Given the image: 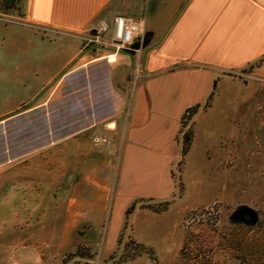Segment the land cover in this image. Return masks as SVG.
Wrapping results in <instances>:
<instances>
[{
    "label": "rangeland",
    "instance_id": "1",
    "mask_svg": "<svg viewBox=\"0 0 264 264\" xmlns=\"http://www.w3.org/2000/svg\"><path fill=\"white\" fill-rule=\"evenodd\" d=\"M178 1L182 0H110L105 9L114 10L115 15L130 18L144 28L142 55L147 29L160 30L159 23L166 22L168 15L177 10ZM26 3L27 0H22L7 13L0 12V118L6 115V110L12 114L33 102L26 112L9 117L0 125V163L6 150L10 156H22L39 148L44 149L43 155L48 161L49 152L45 147L50 141L65 137L57 139L53 131L37 129L32 122V111L57 88L48 105L41 107L49 108L58 97L67 73L77 71V64L96 59L107 64L108 89L120 76H132L137 72L136 68L130 69L124 52H130L129 48L138 41L125 45L118 43L106 23L107 29L100 30L95 24L101 14L85 30L70 33L28 21ZM62 38L77 41L80 46L77 58L32 99L15 109L66 58L67 53L60 50L65 46ZM111 54L117 59L112 64L109 60ZM140 63L141 58L138 65ZM93 67L89 66L88 70L91 72ZM241 73L252 74L251 68ZM94 75L95 71L91 76ZM230 76L209 119L198 121L200 136L195 150L200 153L202 146L208 144V150L214 151V155L209 160L202 156L187 160L182 175L185 189L181 193L177 180H174L176 189H171L161 201L155 198L152 201L131 192L114 202L111 194L105 202L107 209L102 224L94 227L88 222V226H80L73 235L80 243L88 241L90 246H76L72 251L59 253L57 239L65 232L66 204L68 197L74 194L64 185V181L70 180L71 171L66 174L65 167L61 171L57 169V177L52 179L47 161L27 155L19 163L0 166V189H3L0 191V197H3L0 213L9 223L17 217L19 233H23L26 244L45 255L43 264H175L185 231L201 232L208 239L215 240L225 234L231 223L243 221L247 209L264 214V81L236 74ZM113 77L115 80L112 81ZM101 86L99 82L88 85L94 107L102 102L105 92ZM93 116L98 119L96 112ZM222 138L229 154L227 161L218 165L215 151ZM102 140L108 141L106 138ZM38 142L41 146L36 147ZM63 147L59 145L57 148L61 151ZM173 175L176 179L179 177L177 167ZM163 201H168L169 206L161 214L140 208L142 203ZM132 206L133 209L126 213ZM138 245L150 252L137 253ZM223 254V249L215 250L218 259Z\"/></svg>",
    "mask_w": 264,
    "mask_h": 264
},
{
    "label": "crops",
    "instance_id": "2",
    "mask_svg": "<svg viewBox=\"0 0 264 264\" xmlns=\"http://www.w3.org/2000/svg\"><path fill=\"white\" fill-rule=\"evenodd\" d=\"M109 1L27 0L26 18L36 25L75 33L85 30L101 14L95 25L99 28L101 23H106L111 27L116 15L114 10L105 9ZM178 2L177 10L168 15L166 22L159 23L160 30L147 29L140 65L138 56L133 53L135 46L129 48L130 52H124L130 69L138 70L132 76H120L117 83L112 78L113 110L109 119L98 120L93 116L90 126L63 139L50 141L45 147L49 152L48 161L41 148L22 156H10L6 150V156L1 160L0 166H5L19 163L27 155L38 156L48 162L52 179H56L57 169L61 171L65 167L66 174L71 171V178L66 177L64 185L74 194L68 197L66 204L65 232L57 239L59 253L72 251L76 246H90L88 241L80 243L73 235L82 225L90 223L95 227L102 224L107 209L105 202L111 194L114 202L131 192L161 201L171 189H176L172 177L176 167L184 185L182 175L187 160L196 156L209 160L214 155V151L208 150V144L202 146L200 153L195 150L200 136L197 126L199 120L209 119L230 75L251 68L252 74L264 77V0ZM62 40L65 46L60 50L67 53L66 58L15 109L32 99L77 58L80 51L77 41ZM96 60L79 63L76 70L88 69L99 59ZM109 60L110 64L117 61L114 54ZM72 72L75 70L67 74ZM56 91L57 88L39 108L47 106ZM209 97V106L205 108ZM196 105L199 108L190 121L191 145L182 158L179 146L181 117ZM5 113L0 118V125L7 122L11 112L6 110ZM223 139L215 151L218 165L226 162L229 154ZM59 145L64 146L61 151L57 148ZM2 199L0 197V206ZM15 218L9 223L0 213V264H26V261L27 264H43L45 255L26 244Z\"/></svg>",
    "mask_w": 264,
    "mask_h": 264
},
{
    "label": "trees",
    "instance_id": "3",
    "mask_svg": "<svg viewBox=\"0 0 264 264\" xmlns=\"http://www.w3.org/2000/svg\"><path fill=\"white\" fill-rule=\"evenodd\" d=\"M21 2L22 0H0V12L5 14ZM93 66L92 69L94 70L91 72L88 69H80L68 74L59 90L58 97L50 103L49 108L47 110L46 108H37L32 111V122H35L37 129L53 131L55 138L59 139L90 126L93 122L94 112L97 113L98 119L111 116L113 110L112 95L111 90L108 89L107 64L98 62ZM94 71L95 77H92L91 74ZM90 82L91 84L99 82L105 92L102 102L95 107L88 91ZM210 98H208L205 108L209 106ZM198 108V105L189 108L181 117L179 145L182 158L187 154L191 145L193 134L192 123L190 125L189 123ZM187 125L189 126L187 127ZM22 131L24 132V128ZM22 131L20 130L21 134ZM39 146H41L40 142L36 147ZM4 153L3 150L2 154ZM181 162L182 159L178 166ZM172 177L177 180V188L181 193L183 185L180 178L176 179L173 174ZM168 206L169 202L163 201L152 204L142 203L140 208L161 214L168 209ZM132 209L133 206L126 213ZM247 210V217L243 221L231 223L225 234L223 233L215 240L208 239L201 232L185 231L183 244L175 264H264V214ZM250 232L252 233L249 235ZM138 248L137 253L150 252L140 245ZM216 249L225 251V254L219 259L215 255Z\"/></svg>",
    "mask_w": 264,
    "mask_h": 264
},
{
    "label": "built area",
    "instance_id": "4",
    "mask_svg": "<svg viewBox=\"0 0 264 264\" xmlns=\"http://www.w3.org/2000/svg\"><path fill=\"white\" fill-rule=\"evenodd\" d=\"M106 27L107 25L105 23H101L99 25L100 30H105L107 29ZM111 28L113 31L114 38L118 43L125 45L133 44L138 41V44L136 43L133 45L135 46L133 52L136 53L139 61V57L142 51V37L144 35V28L136 21L121 15H116L113 18ZM118 47L119 46H116V48ZM137 70L138 69H136V71ZM236 75L240 77H248L264 81L263 77H257L256 75H254L255 77H252L253 74H245L238 72ZM188 126L189 125H187V127Z\"/></svg>",
    "mask_w": 264,
    "mask_h": 264
},
{
    "label": "water",
    "instance_id": "5",
    "mask_svg": "<svg viewBox=\"0 0 264 264\" xmlns=\"http://www.w3.org/2000/svg\"><path fill=\"white\" fill-rule=\"evenodd\" d=\"M65 74V73H64ZM63 74V75H64ZM45 90H43L42 92H44ZM33 102H31L28 106H26L24 109H22V110H19V111H16V112H14V113H12V114H10V115H8V117L7 118H9V117H13V116H16V115H18V114H21V113H23V112H26V110H28L29 109V107H30V105L32 104ZM6 118V119H7Z\"/></svg>",
    "mask_w": 264,
    "mask_h": 264
}]
</instances>
